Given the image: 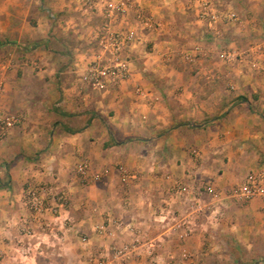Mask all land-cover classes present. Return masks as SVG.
Segmentation results:
<instances>
[{
  "label": "crops",
  "instance_id": "crops-1",
  "mask_svg": "<svg viewBox=\"0 0 264 264\" xmlns=\"http://www.w3.org/2000/svg\"><path fill=\"white\" fill-rule=\"evenodd\" d=\"M45 1L44 7L68 15L48 27L45 10L37 7L32 39L40 45L36 57L42 67L35 73L41 81L31 82L34 93H26V81L15 80L10 60L0 62L6 78L0 108L23 115L0 137V251L9 264L14 254L26 257L46 238L72 248L69 241L78 234L89 239L79 240L86 247L82 262L91 249L131 241L134 232L158 239L160 246L124 264H264V201L217 199L204 187L209 180L226 191L250 171H264V0L256 6L262 11L256 25L263 30L245 50L250 59L233 62L220 56L234 42L221 31L223 22L210 27L200 17L206 0H132L118 18L105 11L111 0ZM208 1L218 9L217 1L227 0ZM140 9L158 24L148 26L137 15ZM105 24L132 30L135 39L128 49L129 77L100 90L88 86L82 73ZM69 36L83 44H69ZM198 51L195 60L186 59ZM17 61L30 72L23 59ZM84 159L91 177L86 182L77 172ZM120 163L139 177L123 183ZM96 172L103 174L96 178ZM179 183L219 205L220 219L208 208L196 212L191 196L175 191ZM29 184L63 191L69 199L66 221L49 215L51 227L35 222L34 235L24 234ZM108 218L124 223L115 238L98 232ZM178 221L192 233L181 238L183 232L174 228Z\"/></svg>",
  "mask_w": 264,
  "mask_h": 264
},
{
  "label": "built area",
  "instance_id": "built-area-1",
  "mask_svg": "<svg viewBox=\"0 0 264 264\" xmlns=\"http://www.w3.org/2000/svg\"><path fill=\"white\" fill-rule=\"evenodd\" d=\"M133 4L132 0H111L105 3V11L113 17L118 18L125 15L126 11ZM137 15L148 26H153L154 21L151 16L144 17L139 11ZM200 17L208 22L210 27L223 21H237L238 15L234 11L223 12L218 10L211 3L204 1L201 4ZM98 49L88 62L82 73V80L91 88L107 90L112 85H118L126 80L130 75V63L128 49L132 45L135 34L129 29H114L109 24H105L97 34ZM261 46L253 49L255 54H259ZM198 53L187 54L186 59L195 60ZM243 51L236 48H225L221 50V59L225 62L242 61ZM4 68L0 67V98L5 90ZM233 88V86L231 85ZM137 91L143 93L141 86H137ZM23 119V115L18 112H7L0 108V137H5ZM77 172L84 181H90L89 161L84 159L77 166ZM204 187L208 194L214 198L230 197L242 203H247L253 198L260 197L264 201V171H250L244 180L234 184L226 191H221L212 181H205ZM175 191L181 195H190L196 204L195 211L202 212L204 209H211L213 218L219 220L222 216V209L213 202H206L199 197L194 189L188 185L177 184ZM23 204L30 211V217L23 221L22 232L26 235H34V223L38 222L41 226L49 225L51 218L55 217L60 221H66L63 213L67 209L68 197L63 191H56L52 186L46 184H29L24 191ZM211 207V208H210ZM124 227L123 221L115 218H108L99 227L98 232L105 234L106 237H117L118 230ZM174 228L181 230V238L190 235L192 229L183 227V222L175 223ZM2 233L0 229V240ZM88 237H83L84 242H88ZM160 245L156 238H146L143 235L135 234L131 241L118 244L113 241L107 246L90 252L86 259L77 264H124L132 256L142 254L153 255ZM188 256L187 253L183 254ZM0 264H8L0 251Z\"/></svg>",
  "mask_w": 264,
  "mask_h": 264
},
{
  "label": "rangeland",
  "instance_id": "rangeland-1",
  "mask_svg": "<svg viewBox=\"0 0 264 264\" xmlns=\"http://www.w3.org/2000/svg\"><path fill=\"white\" fill-rule=\"evenodd\" d=\"M206 1L209 2L208 0ZM202 3L203 2L200 3L199 9H201ZM259 3V0H227L224 3L217 1V7L220 11H234L239 17V20L237 21H223V25L220 28L221 31H226L227 35L231 36V40L234 41L233 43H231V45L226 46L223 49H239L243 51V57L247 56L246 58L250 59L248 52H245V50H250V46H253V43H256L252 40L257 39L258 36L261 35V30L264 29H262L263 26L256 25L259 22L257 21V18L261 16L262 12L261 10L256 8ZM45 4V0H0V43H2V46H0V62H7V60H10V64L7 65L8 69L14 70V78L16 81H26V83L29 84L30 88L29 86H27L28 89H26V93L28 92V94L30 95L34 93V86L31 82L38 83L41 81L39 77L38 80H36L37 76H35V73L42 67L39 62V58L36 57V51L40 45H34L35 41H33L32 39L33 33L37 26V7L40 6L41 8L42 6L41 10H45L46 18L50 23L48 27L51 25V23L54 25L56 21H63V19L68 15V12L67 15H65L66 11L64 10H61L59 12L51 11L49 7H44ZM225 5L227 6L226 8ZM249 5H252L253 7L250 8ZM139 11L144 17L150 16L141 9L138 10V12ZM153 21L154 25L158 24V21H155V19H153ZM59 29V33H62V35L66 34V28L60 27ZM100 29H98L97 34L99 33ZM47 34L49 35V31ZM97 34L96 40L98 42ZM69 37V44H75L76 46H80L81 44H83V42L81 40H78L75 36ZM246 40H251V42H245ZM65 44L66 43L64 42V49L66 46ZM96 46H98L97 43ZM17 59H23L29 67L30 72L25 73V70L21 66H18ZM23 74H25V76ZM23 90L25 91V89ZM116 167L118 168L120 177L125 184L137 179L140 175L139 173L129 169L124 163H120L116 165ZM100 172H96V178L102 176L103 173L101 174ZM47 226L51 227L52 225L49 224ZM82 237L83 235L80 234L75 235L72 240L69 241L72 242V248L68 249H65V246L63 247V244L61 242L53 245L51 244V238H46L44 241L41 240L42 244L40 243L38 245V249H35V252H33V250L31 249H28V251L22 254L20 250V254L26 257L21 258V256H17L14 254V257H11V261L13 262V264H77L79 263V255L86 249L85 246L83 247L82 244L79 243V240H81ZM87 246H89V244ZM82 247L84 249H82ZM41 248L43 249L41 250ZM40 251L43 252L40 253ZM92 251L94 250L91 249L90 252ZM87 255L84 254L80 258V260L83 261L84 259H86ZM189 256L190 255L188 254L186 258H188ZM7 263L9 264L8 260Z\"/></svg>",
  "mask_w": 264,
  "mask_h": 264
},
{
  "label": "trees",
  "instance_id": "trees-1",
  "mask_svg": "<svg viewBox=\"0 0 264 264\" xmlns=\"http://www.w3.org/2000/svg\"><path fill=\"white\" fill-rule=\"evenodd\" d=\"M0 46H2V43H0Z\"/></svg>",
  "mask_w": 264,
  "mask_h": 264
}]
</instances>
